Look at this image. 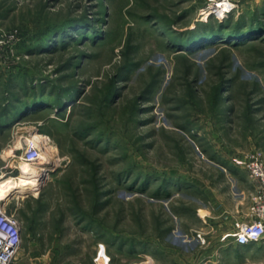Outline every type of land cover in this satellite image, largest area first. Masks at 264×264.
<instances>
[{
    "label": "rangeland",
    "instance_id": "rangeland-1",
    "mask_svg": "<svg viewBox=\"0 0 264 264\" xmlns=\"http://www.w3.org/2000/svg\"><path fill=\"white\" fill-rule=\"evenodd\" d=\"M215 20L255 32L188 45ZM32 141L48 170L3 198L12 264H264V240L219 246L258 201L234 160L264 163V0H0V181Z\"/></svg>",
    "mask_w": 264,
    "mask_h": 264
},
{
    "label": "built area",
    "instance_id": "built-area-1",
    "mask_svg": "<svg viewBox=\"0 0 264 264\" xmlns=\"http://www.w3.org/2000/svg\"><path fill=\"white\" fill-rule=\"evenodd\" d=\"M38 147V144L32 141V145L24 152L23 160L28 163L39 161L42 149ZM248 159L237 157L234 162L249 170L260 189L258 201L252 208L254 214L252 220L238 224L234 232L224 237V239L233 238L237 245L264 239V163L261 161L260 154ZM21 230V222L4 206V199H0V264H12L19 254L22 243Z\"/></svg>",
    "mask_w": 264,
    "mask_h": 264
},
{
    "label": "trees",
    "instance_id": "trees-1",
    "mask_svg": "<svg viewBox=\"0 0 264 264\" xmlns=\"http://www.w3.org/2000/svg\"><path fill=\"white\" fill-rule=\"evenodd\" d=\"M225 23H218L217 20H215V22L212 23V25H210V27L212 29H207L205 28V32L201 31L199 33V35H195L192 40L188 41V45H196V44H200V42H203V44H207V45H215V43H224V44H228L231 41H235L237 39H241L243 37L250 36L252 34H254L255 31H246L243 32L242 29H240L241 26V22L239 23H235V25L233 26V30L230 32V34L227 35V32L225 30L222 29V27L224 26ZM57 33V32H56ZM49 37V36H47ZM217 38H220L222 41L217 40ZM49 38H43L42 41L45 42V40H48ZM252 39V38H250ZM225 40H230L229 41H225ZM209 42V44H208ZM242 43L244 44L245 41H242ZM36 96V95H35ZM44 97H35V99L30 102V103H26L23 106H19L16 107V113L15 115H12L13 117H17L22 115V113H26L25 115H32V114H38L39 112H44L47 108H49L48 106L44 105L43 103H45L46 99H43ZM53 98V97H52ZM55 99V98H54ZM65 99L66 97H64L62 95L58 96L55 100V107L57 105L62 106L65 104ZM51 100V99H50ZM53 100V101H55ZM47 104V103H46ZM52 107V106H51ZM8 118H11V114L8 115Z\"/></svg>",
    "mask_w": 264,
    "mask_h": 264
},
{
    "label": "bare ground",
    "instance_id": "bare-ground-1",
    "mask_svg": "<svg viewBox=\"0 0 264 264\" xmlns=\"http://www.w3.org/2000/svg\"><path fill=\"white\" fill-rule=\"evenodd\" d=\"M232 7L233 4L231 2L219 3L214 8V10L219 8L218 11H213V13L211 14H214L216 12L221 16L225 15L224 13H229ZM41 137L42 136H40L39 134L35 135L36 139H40ZM47 170L48 169H46L45 166L40 165L38 162H35L34 164L27 162L21 174L19 175V178L6 177L2 181H0V199H3L6 195L12 194L13 192L19 193V192L28 191L29 189L33 188L34 185L39 180L38 177L44 175L47 172ZM263 240L264 239L260 241H255L253 243H259ZM253 243H247L242 245H248Z\"/></svg>",
    "mask_w": 264,
    "mask_h": 264
},
{
    "label": "crops",
    "instance_id": "crops-1",
    "mask_svg": "<svg viewBox=\"0 0 264 264\" xmlns=\"http://www.w3.org/2000/svg\"><path fill=\"white\" fill-rule=\"evenodd\" d=\"M236 168V172L238 174V179L240 181L243 182L244 184V188L242 189V195H247L250 196L251 193H253L255 191V183L249 179L248 175L246 174V172H244L243 170L241 171L239 168ZM205 214H209L208 211L205 212ZM224 217V215H223ZM207 219H209L208 217L205 220V223L207 221ZM243 220V216L240 215L238 212H229V216H225V219H223V223L225 224V227L227 226V232L226 233H231V230L234 226V224L237 221H242ZM224 226V225H223ZM229 229V230H228ZM228 235V234H226ZM219 246L228 249V250H237L238 248H247V249H253V248H260L259 243H253V244H248V245H240V244H236L234 243L233 238H225L222 242H219ZM231 252V251H230ZM209 257V256H208ZM205 264V263H204Z\"/></svg>",
    "mask_w": 264,
    "mask_h": 264
}]
</instances>
